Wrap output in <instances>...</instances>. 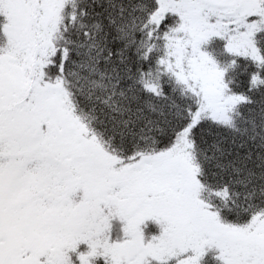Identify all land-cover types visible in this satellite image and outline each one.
<instances>
[{"label": "snow or ice", "instance_id": "6c2138e0", "mask_svg": "<svg viewBox=\"0 0 264 264\" xmlns=\"http://www.w3.org/2000/svg\"><path fill=\"white\" fill-rule=\"evenodd\" d=\"M0 264H264V0H0Z\"/></svg>", "mask_w": 264, "mask_h": 264}]
</instances>
